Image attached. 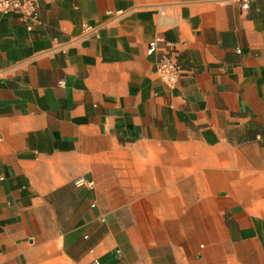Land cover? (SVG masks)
Masks as SVG:
<instances>
[{"label":"crops","instance_id":"obj_1","mask_svg":"<svg viewBox=\"0 0 264 264\" xmlns=\"http://www.w3.org/2000/svg\"><path fill=\"white\" fill-rule=\"evenodd\" d=\"M0 264H264V0L0 16Z\"/></svg>","mask_w":264,"mask_h":264},{"label":"built area","instance_id":"obj_2","mask_svg":"<svg viewBox=\"0 0 264 264\" xmlns=\"http://www.w3.org/2000/svg\"><path fill=\"white\" fill-rule=\"evenodd\" d=\"M42 0H0V16L15 14L22 20L28 22H37L40 17V6ZM243 10L251 7L252 0H236ZM87 32L92 31L90 25L85 26ZM163 46V47H162ZM146 52L148 55H154L159 52L156 62L155 73L158 78L169 88H175L184 68L178 59V50L176 46L165 39L164 36H157L150 40Z\"/></svg>","mask_w":264,"mask_h":264}]
</instances>
